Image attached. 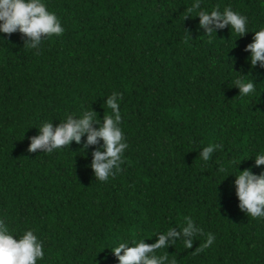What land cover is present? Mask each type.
Listing matches in <instances>:
<instances>
[{
    "label": "trees",
    "instance_id": "obj_1",
    "mask_svg": "<svg viewBox=\"0 0 264 264\" xmlns=\"http://www.w3.org/2000/svg\"><path fill=\"white\" fill-rule=\"evenodd\" d=\"M44 2L62 35L34 50L23 34L0 33V218L16 234L35 230L45 252L37 264H119L110 248L153 243L186 218L203 233L191 249L182 240L158 249L167 264H264V218L241 211L227 176L239 161V170L264 173L254 156L264 151V67L245 51L254 32L238 37L229 25L205 35L199 10L187 16L194 0ZM200 5L231 7L249 31L264 27V0ZM237 78L255 92L239 96ZM113 92L123 97L128 145L114 178L97 181L89 165L103 141L86 154L87 134L51 154L28 151L45 120L55 127L88 110L102 122ZM209 144L221 147L204 162Z\"/></svg>",
    "mask_w": 264,
    "mask_h": 264
},
{
    "label": "clouds",
    "instance_id": "obj_2",
    "mask_svg": "<svg viewBox=\"0 0 264 264\" xmlns=\"http://www.w3.org/2000/svg\"><path fill=\"white\" fill-rule=\"evenodd\" d=\"M192 9L199 10L195 16L199 17V27L206 30L205 35L217 34V29L229 25L231 33L235 32L238 37L254 32L252 42L245 48V51L250 53L247 59L253 68L258 63L264 67V27L257 31H249L247 16L234 11L231 7H225L223 11L219 8L207 11L201 9L200 0H194L187 16L191 15ZM16 32L28 37L25 48L38 50L43 41L49 37L62 35L64 28L56 13L48 10L44 0H0V33L11 36ZM0 39L4 40V37L0 36ZM235 86L239 88V96L242 98L251 96L255 92V84L252 80L237 78ZM122 99V94L118 92L107 96L105 104L111 112L108 115L104 114L102 122L100 118L97 119L95 111L88 110L79 115L68 114L55 127L53 121H43L38 126L39 135L31 138L28 151L36 152L39 149L43 153L51 154L71 145L73 141L80 143L82 137L87 134L86 143L82 148L86 154L89 145L103 141L102 147L92 152L89 165L94 170L97 181L106 182L109 178H114L121 171L124 150L128 147L120 127ZM94 123L100 126L96 128L93 126ZM220 147L221 145L216 144L203 147L200 158L204 162L209 161L213 152ZM254 156L255 166L264 165V151ZM239 163L240 161L237 170L227 175L235 176L233 183L235 194L239 199V208L249 217L264 218V173L257 174L251 167L239 170ZM202 233L203 229L199 228L192 219L186 218L185 224L179 227L170 226L157 233L158 239L153 243L140 239L131 243L121 242L110 249L118 258L119 264H167L168 256L156 255L158 249H168L178 240L183 241L185 248L191 249L194 237ZM214 240V235L209 233L204 247L212 245ZM44 256L43 241L38 238L35 230L26 229L21 234H16L10 229L6 220L0 218V264H37V261L43 260Z\"/></svg>",
    "mask_w": 264,
    "mask_h": 264
}]
</instances>
